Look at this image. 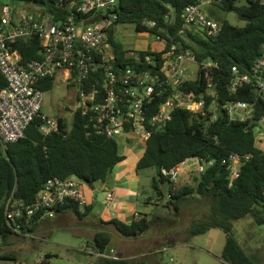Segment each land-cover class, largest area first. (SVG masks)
Wrapping results in <instances>:
<instances>
[{"label": "trees", "instance_id": "obj_1", "mask_svg": "<svg viewBox=\"0 0 264 264\" xmlns=\"http://www.w3.org/2000/svg\"><path fill=\"white\" fill-rule=\"evenodd\" d=\"M71 1L79 4L81 0H15L27 6L28 13L35 17L39 14L30 7L39 5L41 14L55 22L63 21L75 11L69 7ZM197 2L202 0H118L109 10L116 13L117 23L132 24L139 33H158L167 38L170 44L176 42L180 48H191L200 63L197 75L179 86L193 99L202 96L206 99L205 114L185 108L176 109L166 126L155 130L148 139L138 162V171L155 169L151 196L160 201L162 197L157 192L161 191L162 196L167 195L168 200L163 205L172 209L175 216L180 215L183 201L195 199V195L212 202L211 213L206 218L195 220L192 228H187V237L220 229L226 236L221 254L225 263L257 264L237 238L235 222L251 218L256 225H264V148L260 146V135L264 133V98L258 96L252 81L239 82L235 91L229 89V84L236 76L234 67L249 75L261 55L264 44V0H211L210 3L220 10L235 12L239 18L247 21V25L239 27L216 13H206L223 22L218 36H210L205 29L196 26L181 33L184 8ZM5 4L9 3H3L0 12ZM144 21H155L157 24L150 27ZM110 39L116 49L117 64H131L138 69L153 67L129 55L131 50L144 48L124 49L113 30ZM14 46L24 60L40 57L43 48L38 36L19 38ZM207 61L212 62L213 66L209 67L206 75L202 63ZM57 80H60L58 75L47 76L38 85L45 92L53 88ZM70 82H75L74 78ZM6 84V78L0 73V90ZM164 97L156 95L151 99V115L158 110ZM236 101L246 102L251 108L244 119L232 118L226 110L221 112L222 105ZM41 114H44L42 110ZM56 118L61 125L60 131L43 134L40 129L43 119L38 115L27 127L25 136L10 143L5 152L0 150L1 201H6L13 193L14 199L32 204L45 183L53 177H76L86 184L110 183L113 169L126 157L117 138L89 132L86 126L88 118L77 108L73 110L70 120L64 116ZM126 140L132 142L131 138L126 137ZM232 153L250 155L242 160L239 176L234 179L230 166ZM187 159H198L204 165L203 171L196 170L192 178H186L185 183L181 180L179 184L163 173V169L171 171ZM162 183L166 190L161 188ZM93 209V205H82L74 198H67L56 208V215L71 212L82 221L93 214ZM40 214L41 211L36 213L31 225H27L29 232L35 234L41 230L39 227L45 219L38 220ZM158 218H161L160 215L142 213L131 222L120 219L100 221L113 225L124 237L137 238L149 231ZM12 236L36 237L17 234L9 224L4 207L0 206V260H10L14 264H53L51 258L54 255L50 252L40 260L29 262L15 251H2L3 246L13 243L10 242ZM111 239L108 231L99 230L88 246L109 252ZM97 258L93 264H144L140 259L125 256L120 259Z\"/></svg>", "mask_w": 264, "mask_h": 264}, {"label": "built area", "instance_id": "obj_2", "mask_svg": "<svg viewBox=\"0 0 264 264\" xmlns=\"http://www.w3.org/2000/svg\"><path fill=\"white\" fill-rule=\"evenodd\" d=\"M118 0H81L79 4L71 1L74 9L66 19L55 22L49 16L35 17L26 13L23 7L14 8L11 4L2 6L0 12V73L7 84L0 90V150L5 152L10 143L25 136V131L36 116L40 115L43 134L61 130L59 119L41 114L44 104V91L38 82L47 76L58 75L64 83L74 78L78 92V107L88 118L89 132L105 134L108 137L126 136L138 140L145 149L148 139L155 130L161 129L172 119L178 108L205 114L206 99L202 96L193 99L180 89L179 84L197 75L191 63L199 65L191 48H180L176 42L156 33L149 34L144 49L131 50L129 55L152 68L138 69L131 64H117V54L110 39L111 30L116 34L117 15L109 11ZM202 2L187 5L182 13L185 33L196 26L206 30L210 36H218L223 22L209 17L202 10ZM24 6V5H23ZM79 14V15H78ZM89 15V17L82 16ZM154 27L155 21H144ZM38 36L42 42L41 56L24 60L21 52L14 46L22 37ZM216 65V64H215ZM210 61L202 63L208 74ZM235 78L229 89L235 91L239 82H250L257 89L258 96L264 98V44L261 55L252 67L251 74H243L234 67ZM165 96L158 110L151 115V99ZM232 118L244 119L251 111L248 103L236 101L222 105ZM240 112H243L241 114ZM245 113V114H244ZM132 133L133 137L129 134ZM250 155L232 153V179L239 176V166ZM188 160V159H187ZM171 171L163 169L165 175L177 182L180 167ZM200 163L198 171H203ZM82 182L76 177L50 178L38 194L36 201L25 204L14 199L13 193L6 201L0 200L13 230L22 236L33 237L26 227L31 225L33 216L41 211L38 220L56 216V208L67 198H74L86 204ZM109 192L108 199L113 198ZM88 251L101 258L120 259L116 248L109 252Z\"/></svg>", "mask_w": 264, "mask_h": 264}, {"label": "rangeland", "instance_id": "obj_3", "mask_svg": "<svg viewBox=\"0 0 264 264\" xmlns=\"http://www.w3.org/2000/svg\"><path fill=\"white\" fill-rule=\"evenodd\" d=\"M210 1L211 0L202 4V10L205 13H216L218 16L228 19L233 25L239 27L247 25V21L239 18L235 12H224L215 4L210 3ZM3 3H9L14 8L23 7L24 11L28 13V7L16 3L15 0H0V6ZM32 6L33 7H30V9L35 8L40 15L41 7L36 4ZM115 31L116 39L124 49L144 48V42L145 44L147 43L145 39L152 38L149 34L137 32L134 25L129 23H118ZM191 69L198 71V65L196 63H191ZM193 76L195 77L196 75ZM77 107L78 92L75 82L64 83L57 80L53 88L44 92L42 112L46 115L52 117L64 116L70 120L72 119L73 110ZM129 136L133 137V134L130 133ZM260 137V146L264 148V133H261ZM117 140L120 149L124 151L125 144L127 143L126 136H120ZM137 141L138 140L135 139L133 142L136 143ZM138 150L141 155L144 149L140 146ZM138 173L141 184L151 188L153 176L156 175L155 169H142L138 171ZM185 182L186 180H184V183ZM176 183L179 184L180 182L177 181ZM160 186L163 190H166L165 184L162 183ZM82 187L84 192L89 193V191H91L86 183H83ZM158 193L159 192H157V194ZM160 197H162L161 201H163V203L167 202V195ZM195 197V199H186L183 201L179 216H175V212L172 209L160 208L157 215H164L169 219H166V217L158 218L149 230H151L153 234H162L163 239L168 242H176L178 239H181L182 236H189L187 228H192L195 220L206 218L212 210L211 201L206 200L201 195H195ZM146 198L147 196H143L140 200L138 210L149 214H156V207L147 205ZM160 219L165 220L166 224L163 226L158 225ZM236 222L235 233L237 238L240 242L245 240L244 246L257 264H264V225L259 226L255 224L250 226L245 219H240ZM174 228L178 231L175 232ZM255 229L257 230L254 231ZM44 231L45 230L36 232L35 238L12 236L10 242L13 243L3 246L2 251H15L19 256L22 254V257L27 258L29 262L40 259L47 251H50V253L54 255L51 258L53 264H93L98 259L95 254L85 251V249H88V245L82 244V241H80L79 229L74 225L68 227L54 225L47 235L43 233ZM211 232H214V234L219 233L218 235L221 237L224 235L220 229H212ZM111 238L112 247L118 246L120 242L128 239L117 230L111 231ZM192 239L194 240L187 245L184 243H170L173 247L159 254L163 264H215V262L210 259L208 251L217 254L221 253L223 251V243H220V239L217 237L213 245L205 241V235L194 236ZM81 244L83 247L78 249L81 247ZM165 244L167 243H164V245ZM26 255L27 257H25ZM217 263L221 264L219 262ZM0 264H14V262L10 260H0Z\"/></svg>", "mask_w": 264, "mask_h": 264}, {"label": "crops", "instance_id": "obj_4", "mask_svg": "<svg viewBox=\"0 0 264 264\" xmlns=\"http://www.w3.org/2000/svg\"><path fill=\"white\" fill-rule=\"evenodd\" d=\"M149 40V39H145ZM144 45L146 46L145 42ZM127 141V140H126ZM134 140L128 141L125 144L124 151L121 150L122 153L125 154V159L118 163L113 169V176L111 178L110 183L97 182L95 183L96 190L89 191V193L84 192L86 195V204L93 205L94 209L92 211V215L84 220H79L73 213L64 212L58 213L55 219H45L44 223L40 225L39 228L41 230H45L43 233L46 235L50 232V229L54 225H60L63 227H68L74 225L79 229L80 241L82 244H90V241L93 239L94 234L99 231H108L111 234V231L116 230L111 224H103L100 220L110 221L112 219H120L125 222H131V220L135 217L140 216L142 213L138 210V204L143 196H147L146 204L153 205L156 208V214H150V216H154L158 214V210L161 209H169V207H165L163 205V201H159L154 199L151 196V188L148 186H144L141 184V180L138 173V162L142 157V154H139V148L142 146L138 141L136 143ZM200 165V161L198 159H188L179 170V178L178 182L181 180H186V178H192L193 174L195 175L197 168ZM110 188V192L113 193V198L110 200L107 197L104 198V194L100 193L99 198L97 199V193L103 192L106 189ZM84 190V189H83ZM161 218L166 217L164 215H160ZM167 219V217H166ZM248 221L250 226L255 225L251 218H245ZM235 222V229H236ZM165 220L160 219L158 225L163 226ZM175 229V228H174ZM40 230V231H41ZM173 230V229H170ZM169 230V232H170ZM255 229L254 231H256ZM160 231V230H159ZM178 230L175 229V232ZM209 230L205 234V241L214 244V240L218 237L220 239V243H223V247L226 241L225 234L221 237L218 235L219 233L211 232ZM158 232V231H157ZM164 232V231H162ZM251 233V232H250ZM198 236V235H197ZM194 237V236H193ZM194 239L192 237L182 236L181 239H178L176 242L173 241H165L163 239L162 234L160 233H152L151 230L147 231L145 234L137 237V238H128L123 240L118 244V246L112 247L116 248L118 252L130 259H140L144 264H163L160 259V253L162 251L167 250L168 248L173 247L172 244L176 243H184L187 245L192 242ZM112 241V239H111ZM240 241V240H239ZM242 241V240H241ZM164 243H167L164 245ZM172 243V244H170ZM78 249H81L83 246ZM244 246L245 240L241 242ZM246 249V247L244 246ZM50 251H47L49 253ZM222 253V252H221ZM221 253L217 254L212 251H208V255L210 259H212L215 264L217 262L221 264L225 263L221 258ZM46 254V253H45ZM27 257V255L25 256ZM42 256L41 258H43ZM40 258V259H41ZM38 259V260H40ZM172 259V258H171ZM36 261V260H34Z\"/></svg>", "mask_w": 264, "mask_h": 264}, {"label": "water", "instance_id": "obj_5", "mask_svg": "<svg viewBox=\"0 0 264 264\" xmlns=\"http://www.w3.org/2000/svg\"><path fill=\"white\" fill-rule=\"evenodd\" d=\"M201 76H202V74H201ZM221 112H224V109L221 107ZM87 185L92 189V190H96V186H95V183L94 182H91V183H87ZM110 192V188L109 189H106V190H104L103 192H98L97 193V199H99V200H101V198H99V194L100 193H103L104 194V198H106L107 197V194ZM162 192H159L158 193V196L160 197V196H162ZM120 256H121V258H122V255L120 254Z\"/></svg>", "mask_w": 264, "mask_h": 264}, {"label": "clouds", "instance_id": "obj_6", "mask_svg": "<svg viewBox=\"0 0 264 264\" xmlns=\"http://www.w3.org/2000/svg\"><path fill=\"white\" fill-rule=\"evenodd\" d=\"M108 195V194H107ZM122 257H123V255H122Z\"/></svg>", "mask_w": 264, "mask_h": 264}]
</instances>
